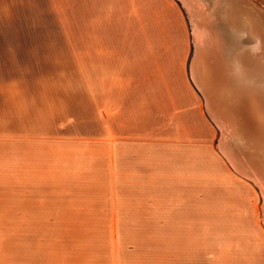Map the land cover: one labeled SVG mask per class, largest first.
Instances as JSON below:
<instances>
[{
    "label": "rangeland",
    "instance_id": "rangeland-1",
    "mask_svg": "<svg viewBox=\"0 0 264 264\" xmlns=\"http://www.w3.org/2000/svg\"><path fill=\"white\" fill-rule=\"evenodd\" d=\"M195 1L216 37L202 72L224 120L240 121L233 133L200 90L178 112L165 98L146 119L158 136L128 138L125 36L146 33L159 77L183 87L196 42L182 0H0V264H264L262 190L220 151L226 140L241 161L264 164V119L249 109L256 94L264 104V0ZM251 18L258 30H244L238 52L251 57L259 36L263 60L240 79L232 24Z\"/></svg>",
    "mask_w": 264,
    "mask_h": 264
},
{
    "label": "crops",
    "instance_id": "crops-1",
    "mask_svg": "<svg viewBox=\"0 0 264 264\" xmlns=\"http://www.w3.org/2000/svg\"><path fill=\"white\" fill-rule=\"evenodd\" d=\"M120 12L128 18L127 6L121 8ZM136 14L137 16H141L142 11L140 8L136 10ZM114 22H117V20H114ZM125 39H128V49H125L124 53V70L128 71V138L158 136L160 132L157 122L147 123L146 119L151 118L152 121L158 120L159 113L164 112L165 98L168 99L169 106L175 109L174 112H178L181 98L185 97L194 101L197 99V95H201V93L198 92L189 73L188 78L190 82L183 83V87L180 85L175 86L171 82V78H168L170 80H166L164 74H161V77H159V70L157 69L159 68V64L153 58V56H156L158 50L149 48V37L146 33L132 32L129 29L128 36H125ZM162 51V55H173L172 49L165 48ZM167 51L168 53H166ZM180 54L183 55L182 59L185 61L187 48L184 53L180 50ZM110 55L122 54L111 53ZM195 61L194 59V68L197 67ZM151 72L156 75H151ZM157 78L163 80L161 82L162 85L158 82ZM159 103H162L161 110L159 109Z\"/></svg>",
    "mask_w": 264,
    "mask_h": 264
},
{
    "label": "bare ground",
    "instance_id": "bare-ground-1",
    "mask_svg": "<svg viewBox=\"0 0 264 264\" xmlns=\"http://www.w3.org/2000/svg\"><path fill=\"white\" fill-rule=\"evenodd\" d=\"M182 3H183V5H185V7L187 8V10H188V12H189V16H190V20H191V24H192V27H193V35H194V38H195V42H196V56H195V64H196V66L197 67H193V69H194V71L197 73V77H198V80L200 81V85L205 89H210V87L212 86H214V82H212V80L213 79H211V77H210V75H208L207 73H204L207 69H206V60L205 59H203L204 58V56L205 57H207L209 54H210V52H212L213 51V46L215 45V41L213 40V39H215V38H212L211 39V32L212 31H210L209 30V28H208V26H207V23H206V21L207 20H209V19H207L206 20V15L204 16L203 15V12H201V11H199L198 9V7H197V5H198V3H197V5H196V3L194 4L193 2H189V1H187V0H182ZM203 5V4H202ZM230 5V4H229ZM235 5V4H234ZM199 6V5H198ZM237 6V5H236ZM239 8V7H238ZM247 10V9H246ZM249 11V10H248ZM247 11V12H248ZM251 11V10H250ZM201 12V13H200ZM243 12V11H242ZM228 14V13H227ZM236 14V13H235ZM238 14V13H237ZM240 14V13H239ZM244 14H246V13H244ZM230 15V14H229ZM251 15H252V13H251ZM250 15V16H251ZM254 16H255V13L253 14ZM253 16V17H254ZM226 17H228V15L226 16ZM239 17V16H238ZM252 17V16H251ZM252 17V18H253ZM247 18V17H246ZM251 18V19H252ZM229 19H233L232 17L231 18H229ZM256 19V18H255ZM255 19L253 20H248V21H246V23H245V25L243 26V25H241L240 23H233V20H232V25H233V29H234V40H233V42H234V45H235V49H236V52H235V54H233L232 56H233V60H231L232 62H233V65H232V67H234L233 68V70H234V74H235V76L236 77H239L240 79L242 78V79H244L245 78V74L243 73V71H242V69L244 70V68L245 69H247L248 68V66L251 64V65H253V64H255V63H257V64H261V63H259V61L261 62V60H263L262 59V57H260L259 56V53H260V51L259 50H256L258 47H259V49L261 50V46H262V39L260 40V38H259V36L257 37V36H255V37H257L256 39H257V47L256 48H252V54H251V57H247V53H243L242 55L238 52L239 50H238V48H239V45L240 44H242V37L240 38V35H244V30L245 31H247V32H250V33H252V35L258 30V27H256L255 26V24H254V21H255ZM211 20V19H210ZM212 21V20H211ZM228 22H229V20H228ZM235 22V21H234ZM238 22V21H237ZM212 23V22H211ZM261 23V22H260ZM210 24V23H209ZM214 24V23H213ZM243 24V23H242ZM231 25V24H230ZM231 25V26H232ZM210 26V25H209ZM211 26H212V24H211ZM214 26V25H213ZM243 27H245V29L243 28ZM215 28V27H214ZM212 29V28H211ZM243 30V31H242ZM249 30V31H248ZM241 31L243 32V34H241ZM217 33V32H216ZM260 33V32H259ZM245 34H246V32H245ZM262 34V33H261ZM224 35V34H223ZM210 36V37H209ZM249 36V35H248ZM251 36V35H250ZM221 37V36H220ZM230 37H231V35H230ZM224 38V37H223ZM226 38V37H225ZM228 38V37H227ZM259 38V39H258ZM217 40V39H216ZM221 40H222V37H221ZM250 40V39H249ZM224 41V40H223ZM247 43H250L248 40L246 41ZM226 44V43H225ZM246 44V43H245ZM230 45V44H229ZM218 46V45H217ZM241 46V45H240ZM219 47V46H218ZM227 47H229V46H227ZM232 47H234V46H232ZM222 48V47H221ZM229 49H231V48H229ZM228 48H227V53H229V50ZM217 50V49H216ZM216 50H214V51H216ZM223 50V49H222ZM241 50H243V49H241ZM219 51H220V49H219ZM232 51V50H231ZM221 52V51H220ZM237 52H238V54H237ZM226 53V54H227ZM231 53V52H230ZM212 54H213V52H212ZM223 54V53H222ZM225 54V53H224ZM262 55H263V53H262ZM224 56H226V55H224ZM212 57H214V56H212ZM212 57H210V58H212ZM221 57V56H220ZM259 57V58H258ZM222 58V57H221ZM246 58V59H245ZM253 58H256L258 61L256 62V61H254V59ZM209 59V58H208ZM213 59H215V58H213ZM226 60H227V58H226ZM209 61H211V59L210 60H208V62ZM214 62V61H213ZM218 62H220V61H218ZM245 62H247V63H245ZM255 62V63H254ZM211 63H212V61H211ZM216 63V62H215ZM210 64V63H209ZM208 64V65H209ZM218 63H216V65H217ZM221 64H222V62H221ZM220 64V65H221ZM215 64H213V66H214ZM209 66H212V65H209ZM216 67V66H215ZM218 67V66H217ZM242 68V69H241ZM256 68V67H255ZM209 69V68H208ZM223 69V70H222ZM221 69V71H224V70H226V69H224V68H222ZM231 68H227V70H226V72H227V77L225 76V77H220V78H223V79H230V81H231V70H230ZM214 70V69H213ZM202 71H204V72H202ZM201 72V73H200ZM220 72V71H219ZM226 72H225V74H226ZM195 73V74H196ZM210 74V73H209ZM219 74V73H218ZM224 74V75H225ZM215 75V74H214ZM222 75V73L220 72V76ZM214 78V77H213ZM215 79V78H214ZM217 80V79H216ZM215 80V81H216ZM249 80V79H248ZM244 81H242V83H243ZM250 82V81H249ZM248 82V83H249ZM215 83H217V81L215 82ZM229 84V83H228ZM222 85H223V83H222ZM216 86V85H215ZM216 87H218V86H216ZM215 87V88H216ZM230 89V88H229ZM229 89H225L224 90V93H229L227 90H229ZM216 90H217V88H216ZM220 90H222V88L220 89ZM253 90V89H252ZM226 91V92H225ZM230 91V90H229ZM220 92V91H219ZM253 92H255L254 90H253ZM252 92V93H253ZM222 93V92H221ZM226 93V94H227ZM210 94V93H209ZM218 94V93H217ZM256 94V93H255ZM222 95V94H221ZM254 95V94H253ZM260 95V94H259ZM225 96V95H224ZM219 97H221V96H219ZM226 97V96H225ZM256 97H257V100L256 101H254V100H250V104H249V109H251L252 110V113H253V116L255 117V119L257 120V121H259V123L258 124H261V122H260V120H262V119H264V117H262V115H261V113H263L262 112V109H263V107H264V104H261L262 102H261V99H259L258 97V95L256 94ZM222 98V97H221ZM238 98V97H237ZM246 99H248V98H246ZM221 100V99H220ZM227 102V101H226ZM215 109V108H214ZM235 109V108H234ZM233 109V110H234ZM250 110V111H251ZM214 114H215V116L218 118V122H219V127H221L222 129H223V131L224 132H227V130H229V133H233L234 132V125H235V123H231L230 125L227 123V121H225L224 120V118H223V116L220 114V111H219V108H217V111H215L214 110ZM250 114H251V112H250ZM230 115V114H229ZM264 115V114H263ZM231 116V115H230ZM232 118H231V120H232V122H233V120H234V117H236V116H231ZM236 120H237V118H235ZM254 121V120H253ZM264 121V120H263ZM238 124L240 123V121L239 120H237L236 121ZM236 123V124H237ZM244 124V123H243ZM255 124H257V123H255ZM263 125H264V123H263ZM261 126H262V124H261ZM230 127H231V129H230ZM264 127V126H263ZM258 128H260V125H259V127ZM236 129V128H235ZM237 130V129H236ZM256 130V129H255ZM222 131V130H221ZM223 132H221V134H222ZM240 133H242V132H240ZM264 133V132H263ZM235 135H236V133H235ZM240 135H242V134H240ZM257 135V134H256ZM224 136V135H223ZM242 136H244V135H242ZM251 136H253V135H251ZM264 136V135H263ZM228 137H230V136H228ZM225 138V137H224ZM253 138V137H252ZM221 139V138H220ZM226 139H227V136H226ZM229 139V138H228ZM262 139V138H261ZM246 140V139H245ZM229 141V140H228ZM251 142V141H250ZM246 143V142H245ZM256 143V142H255ZM249 145V144H248ZM255 145V144H254ZM219 146V145H218ZM255 147V146H254ZM253 147V148H254ZM246 148V147H245ZM256 148V147H255ZM260 148H262V147H260ZM260 148H258L259 150H261ZM247 149V148H246ZM222 150V152H223V155H225V157H226V159L230 162V164H231V166L236 170V171H238L241 175H243V176H245V177H247V178H249V179H252L254 182H256L259 186H260V189L262 190V193H263V197H264V164H262V163H258L259 165H256V166H258V167H260V168H262V169H258L259 170V174L257 173V171H254V169H253V174L252 175H249V173H248V168H252V166H250L249 164H247V163H249L250 162V160H251V158L249 159V158H247V160H245V161H241V159L239 158V155H238V153H236V152H234L235 150H234V148L231 146V145H229V143H227L226 142V140H223V141H221V144H220V151ZM262 150H264L263 148H262ZM248 152V151H247ZM246 152V153H247ZM251 152V156H252V154H253V152L252 151H250ZM249 154H248V156H249ZM257 154V153H256ZM240 156H242V155H240ZM244 157V156H243ZM255 159V158H254ZM259 159V158H258ZM247 162V163H246ZM256 162V161H255ZM259 162V161H258ZM254 163V162H253ZM251 164V163H250ZM254 164H257V163H254ZM256 169V168H255ZM263 208H264V204H263Z\"/></svg>",
    "mask_w": 264,
    "mask_h": 264
},
{
    "label": "water",
    "instance_id": "water-1",
    "mask_svg": "<svg viewBox=\"0 0 264 264\" xmlns=\"http://www.w3.org/2000/svg\"><path fill=\"white\" fill-rule=\"evenodd\" d=\"M187 1H189V2H193L194 4L196 3V1L195 0H187ZM182 3V2H181ZM197 5V4H196ZM236 23H240L241 25H243L242 23V21L241 20H238V22L236 21ZM246 23V22H245ZM244 26V25H243ZM224 32H228L227 30L226 31H224ZM221 36H223V32L221 33ZM218 43H220V45L222 44V47H223V43H225L224 41L222 42L221 40H220V42L218 41ZM190 65H189V73H190V78H191V80H192V82L194 83V85L196 86V88L198 89V91L200 92V90L203 92V95H204V97H205V100H206V102H207V112H208V114L210 115V118L212 119V121H213V119L215 120V121H217L218 120V118L215 116V114H214V110L215 111H217V108L216 107H218L219 108V105H218V103L220 104V105H223V102L220 100V98H219V96L215 93V89H214V86L212 87H210V89H204L201 85H200V81L198 80V77H197V75L195 74L196 72L194 71V69H193V66L191 65V63H189ZM192 66V67H191ZM244 70L247 72V69H245L244 68ZM243 70V71H244ZM236 77V76H235ZM235 77H233V78H235ZM201 93V92H200ZM210 93V94H209ZM202 95V94H201ZM243 95H244V93H243ZM242 98H243V96H242ZM218 99V100H217ZM264 101V100H263ZM224 105L227 107L226 109L228 110V111H234L233 109H234V107H235V109H239V106H241V108H242V111H244L245 112V110H246V103H244V102H242V104H241V102H240V104H238V105H236V104H234V102H231V101H227L226 103H224ZM222 107V106H221ZM215 108V109H214ZM220 111V110H219ZM238 111V110H237ZM248 115V114H247ZM231 116L229 117V116H226V119L228 120L227 122H228V124L230 125L231 123H237L236 122V120H235V118H234V120H233V122H232V120H231ZM225 119V118H224ZM214 122V121H213ZM218 122V121H217ZM219 123V122H218ZM250 166H252V168H248V173H249V175H252L254 172H253V169H254V171H257V173L259 174V170L258 169H262V168H260V167H258V166H256V165H259L258 163L257 164H249ZM256 168V169H255ZM254 175V174H253Z\"/></svg>",
    "mask_w": 264,
    "mask_h": 264
}]
</instances>
